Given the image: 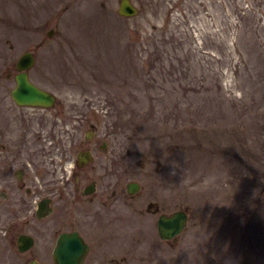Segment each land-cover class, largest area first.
I'll list each match as a JSON object with an SVG mask.
<instances>
[{
	"label": "rangeland",
	"instance_id": "obj_1",
	"mask_svg": "<svg viewBox=\"0 0 264 264\" xmlns=\"http://www.w3.org/2000/svg\"><path fill=\"white\" fill-rule=\"evenodd\" d=\"M118 2L0 0V76L31 51L30 80L109 139L140 184L141 264H264V0ZM176 210L165 245L157 216Z\"/></svg>",
	"mask_w": 264,
	"mask_h": 264
},
{
	"label": "flooded vegetation",
	"instance_id": "obj_2",
	"mask_svg": "<svg viewBox=\"0 0 264 264\" xmlns=\"http://www.w3.org/2000/svg\"><path fill=\"white\" fill-rule=\"evenodd\" d=\"M14 69L0 79L15 83ZM11 90L6 95L0 84V264H59L62 235L76 238L79 264H141L140 184L127 192L109 139L97 141L88 120L87 128L77 126L73 108L59 98L50 107L30 106ZM145 210L159 212L153 203ZM20 237L21 247L31 240L25 251Z\"/></svg>",
	"mask_w": 264,
	"mask_h": 264
},
{
	"label": "water",
	"instance_id": "obj_3",
	"mask_svg": "<svg viewBox=\"0 0 264 264\" xmlns=\"http://www.w3.org/2000/svg\"><path fill=\"white\" fill-rule=\"evenodd\" d=\"M117 14L121 17L130 18L138 14V9L131 2V0H119ZM48 36L52 35V30L47 33ZM34 64V57L31 52H24L19 56L15 62V68L21 71L15 76L16 85L11 91V96L21 104L50 107L54 102V96L48 91L38 88L30 82L27 70ZM128 193H135L139 189L136 182L128 183L126 185ZM187 225V213L184 210H177L173 213L166 215L161 214L157 219V232L163 240H176L178 235L185 229ZM23 237L19 239L20 251H25L30 245L31 240L28 241L26 246L21 247ZM60 249H56L57 255L60 256L59 264H79L81 253H77L79 247L75 237L68 235L61 236ZM63 245H65L63 247ZM31 264H37L32 262Z\"/></svg>",
	"mask_w": 264,
	"mask_h": 264
}]
</instances>
